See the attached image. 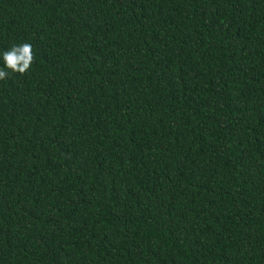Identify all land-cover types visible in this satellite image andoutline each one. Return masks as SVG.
<instances>
[{"label":"trees","instance_id":"obj_1","mask_svg":"<svg viewBox=\"0 0 264 264\" xmlns=\"http://www.w3.org/2000/svg\"><path fill=\"white\" fill-rule=\"evenodd\" d=\"M0 264H264V0H0Z\"/></svg>","mask_w":264,"mask_h":264},{"label":"clouds","instance_id":"obj_2","mask_svg":"<svg viewBox=\"0 0 264 264\" xmlns=\"http://www.w3.org/2000/svg\"><path fill=\"white\" fill-rule=\"evenodd\" d=\"M4 67L0 68V81H3L11 73L25 74L34 61L32 45L22 43L13 45L2 54Z\"/></svg>","mask_w":264,"mask_h":264}]
</instances>
